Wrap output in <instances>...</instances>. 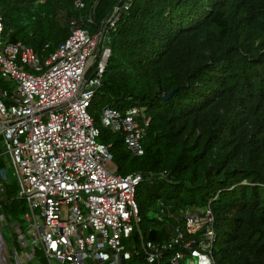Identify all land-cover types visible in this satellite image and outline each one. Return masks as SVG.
Segmentation results:
<instances>
[{
    "label": "trees",
    "instance_id": "trees-1",
    "mask_svg": "<svg viewBox=\"0 0 264 264\" xmlns=\"http://www.w3.org/2000/svg\"><path fill=\"white\" fill-rule=\"evenodd\" d=\"M94 1L2 0L3 38L46 56L72 20L95 33L120 0ZM106 36L112 52L89 112L118 173L142 175L134 238L168 239L183 226L179 210L210 206L216 264H264V0H130ZM1 87L14 85L0 77ZM134 105L151 118L140 156L99 118ZM5 188L0 204L23 223L26 199L16 183ZM162 204L174 215L150 214ZM14 244L22 253L16 234Z\"/></svg>",
    "mask_w": 264,
    "mask_h": 264
},
{
    "label": "built area",
    "instance_id": "built-area-1",
    "mask_svg": "<svg viewBox=\"0 0 264 264\" xmlns=\"http://www.w3.org/2000/svg\"><path fill=\"white\" fill-rule=\"evenodd\" d=\"M1 1L0 77L14 88H0V156L6 160L0 190L16 183L18 197L28 203L23 223L15 221L22 253L14 247L12 264H216L210 206L179 210L183 226L175 225L168 239L149 240L141 231L134 238L142 175L118 173L89 112L112 52L107 28L115 26L121 5L95 33L72 20L68 38L44 56L3 38ZM129 1H123L125 8ZM75 6L84 8L85 0H75ZM96 54L90 74L95 73L82 86ZM100 120L121 132L132 153H144L151 118L141 106L125 111L106 106ZM161 211L159 219L174 215L164 204Z\"/></svg>",
    "mask_w": 264,
    "mask_h": 264
},
{
    "label": "rangeland",
    "instance_id": "rangeland-1",
    "mask_svg": "<svg viewBox=\"0 0 264 264\" xmlns=\"http://www.w3.org/2000/svg\"><path fill=\"white\" fill-rule=\"evenodd\" d=\"M115 10V8H114ZM113 10V12H114ZM112 12V13H113ZM101 115V113H100ZM99 115V118H100ZM0 162L1 163H6V160L4 157L0 156ZM3 193L0 190V201L3 200ZM157 210L155 211H151L150 214L152 216H156L158 217L159 215H163L162 211H161V207L159 205L156 206ZM189 211H194L193 209H189ZM0 219H1V225H2V231H3V235H4V241H5V249L3 250L2 254L4 256H6V260L10 261L12 264L11 259L15 258V251H14V245H12V241H13V237L15 234H17V228H16V223L14 220L9 219V217H7V213L6 211L3 209L2 205L0 204Z\"/></svg>",
    "mask_w": 264,
    "mask_h": 264
},
{
    "label": "water",
    "instance_id": "water-1",
    "mask_svg": "<svg viewBox=\"0 0 264 264\" xmlns=\"http://www.w3.org/2000/svg\"><path fill=\"white\" fill-rule=\"evenodd\" d=\"M123 1L124 0H120L119 3H118V6H120L123 3ZM106 27H107V24L105 25V28ZM96 58H97V54H96L93 62L91 63V65L88 67V69L86 70V72L84 74L83 81H82V86L85 85L88 77L91 78L94 75L95 71H93L91 74H90V72H91L92 66H93ZM89 74H90V76H89ZM172 94H173V92H171L168 95H165V97H170V96H172ZM4 125H8V123H4ZM0 126H1V121H0ZM4 249H5V241H4V235H3L2 225H1V219H0V264H11L10 261H7L6 260V256H4L2 254V252H3Z\"/></svg>",
    "mask_w": 264,
    "mask_h": 264
},
{
    "label": "bare ground",
    "instance_id": "bare-ground-1",
    "mask_svg": "<svg viewBox=\"0 0 264 264\" xmlns=\"http://www.w3.org/2000/svg\"><path fill=\"white\" fill-rule=\"evenodd\" d=\"M6 250V249H5Z\"/></svg>",
    "mask_w": 264,
    "mask_h": 264
}]
</instances>
